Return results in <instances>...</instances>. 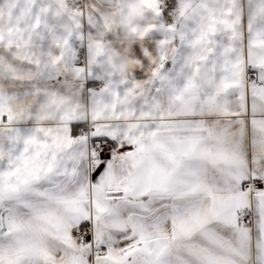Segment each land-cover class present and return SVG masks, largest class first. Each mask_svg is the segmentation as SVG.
I'll return each mask as SVG.
<instances>
[{
	"label": "snow or ice",
	"instance_id": "obj_1",
	"mask_svg": "<svg viewBox=\"0 0 264 264\" xmlns=\"http://www.w3.org/2000/svg\"><path fill=\"white\" fill-rule=\"evenodd\" d=\"M230 44L174 104L149 103L175 96L168 64L126 123H72L27 166L0 127V264H264V43L242 28Z\"/></svg>",
	"mask_w": 264,
	"mask_h": 264
},
{
	"label": "crops",
	"instance_id": "obj_2",
	"mask_svg": "<svg viewBox=\"0 0 264 264\" xmlns=\"http://www.w3.org/2000/svg\"><path fill=\"white\" fill-rule=\"evenodd\" d=\"M66 1L0 0V112L23 121L0 127L17 128L13 142L23 150L11 160L16 165L31 163L29 148L63 145L72 123H126L165 65H175L164 77L175 96L149 101L152 111L184 95L198 61L217 48L222 59L242 28L253 44L264 43V0H178L179 21L170 29L158 0H84V13L66 10ZM79 46L88 58L81 68L74 66ZM16 75L23 84L10 79Z\"/></svg>",
	"mask_w": 264,
	"mask_h": 264
},
{
	"label": "built area",
	"instance_id": "obj_3",
	"mask_svg": "<svg viewBox=\"0 0 264 264\" xmlns=\"http://www.w3.org/2000/svg\"><path fill=\"white\" fill-rule=\"evenodd\" d=\"M168 0H158V10L161 15V22L166 29L174 28L180 17L179 3L178 0H175L174 6L171 11H167L166 15H162L163 12L166 11V5ZM66 10L70 12H85V3L84 0H67L64 3ZM88 63V58L86 55V48L83 46H79L76 49V57L74 61L75 67H85ZM60 82V81H59ZM93 89L100 88L99 85H92ZM4 123L7 122V119L3 120ZM89 127L93 126L92 123H88Z\"/></svg>",
	"mask_w": 264,
	"mask_h": 264
}]
</instances>
